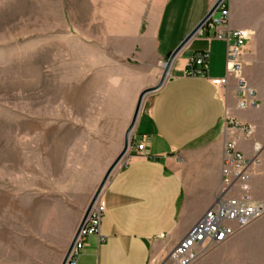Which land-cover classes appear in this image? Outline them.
<instances>
[{
    "label": "crops",
    "instance_id": "obj_1",
    "mask_svg": "<svg viewBox=\"0 0 264 264\" xmlns=\"http://www.w3.org/2000/svg\"><path fill=\"white\" fill-rule=\"evenodd\" d=\"M215 4L216 0H100L101 73L107 84L115 86L101 102H138L143 91L156 87L172 53ZM227 6L229 28L249 36L242 77L255 105L239 107L248 95L240 93L234 77L223 87L211 82L227 76V45L215 39V30L204 29L176 57L164 85L144 98L132 132V149L102 192L105 241L88 238L78 264L165 260L214 205L227 142L235 141L250 158L253 144L263 140L264 0H230ZM204 51L209 53L207 77H188L189 61ZM230 120L252 127L253 137L231 129ZM143 143L146 156L139 157L136 146ZM56 182H23L21 198L27 203L23 209L48 218L60 198L56 188L61 186ZM250 185L252 196L264 201V151ZM77 188L74 179L67 195L76 198ZM73 199L72 240L87 210L84 202ZM229 246L230 264H264V216L230 240Z\"/></svg>",
    "mask_w": 264,
    "mask_h": 264
},
{
    "label": "rangeland",
    "instance_id": "obj_2",
    "mask_svg": "<svg viewBox=\"0 0 264 264\" xmlns=\"http://www.w3.org/2000/svg\"><path fill=\"white\" fill-rule=\"evenodd\" d=\"M100 40V0H0V264H62L68 185L76 179L73 200L87 209L123 149L138 102H101L115 86L101 73ZM38 179L61 186L48 218L23 209L21 186ZM243 230L194 264H230Z\"/></svg>",
    "mask_w": 264,
    "mask_h": 264
},
{
    "label": "built area",
    "instance_id": "obj_3",
    "mask_svg": "<svg viewBox=\"0 0 264 264\" xmlns=\"http://www.w3.org/2000/svg\"><path fill=\"white\" fill-rule=\"evenodd\" d=\"M219 1L216 0V4ZM228 1L230 0L220 1L216 11L200 33L204 29L215 30V39L226 43L227 76L223 79H213L211 82L217 87H223L228 84L229 77H234L238 82L240 93L243 96L248 95L240 102L239 107L247 108L255 105V102L252 101L253 93L249 92L242 77L249 36L246 31L229 28ZM208 59L207 51L194 55L188 63L186 75L188 77H207ZM228 126L242 132L245 138L253 137L254 132L250 126L238 124L233 120L228 122ZM130 149H132V145ZM252 149L253 156L249 158L238 149L235 141L227 142L222 169V185L214 205L205 213L193 230L175 246L165 260L154 261L153 264H194L207 249L224 243L264 216V201H258L252 196L250 185L254 169L261 164V154L264 151V132L263 140L255 142ZM136 151L139 157H145L146 144L137 145ZM105 213L106 206L101 194L90 211L85 225L80 230L66 264H78V259L86 247L88 238L97 236L100 243L105 241L101 234Z\"/></svg>",
    "mask_w": 264,
    "mask_h": 264
},
{
    "label": "water",
    "instance_id": "obj_4",
    "mask_svg": "<svg viewBox=\"0 0 264 264\" xmlns=\"http://www.w3.org/2000/svg\"><path fill=\"white\" fill-rule=\"evenodd\" d=\"M221 1V0H220ZM220 1L211 9V11L207 14V16L204 18V20L187 36V38L180 44V46L172 53V55L170 56V58L168 59V61L166 62L165 66H164V73L162 75L161 81L159 82V84L149 90H145L141 93L139 99H138V103L135 109V113L133 116V120L129 126V128L127 129L126 133H125V137H124V146L122 151L120 152V154L117 156V158L113 161V163L110 165V167L108 168L106 174L104 175L96 193L94 194L85 214L84 217L81 221V224L70 244V247L67 251V254L64 258V261L62 264H66L68 257L70 255V252L76 242L77 236L80 232V230L83 228V226L85 225V222L90 214V211L92 210L94 204L96 203L97 199L99 198V196L102 194L107 182L109 181L111 175L113 174V172L116 170V168L122 163V161L124 160V158L127 156L130 146H131V137H132V132L134 130V127L136 125V122L138 120V116L140 114V110L142 108V104H143V100L144 98L149 94L152 93L154 91H157L158 89H160L164 83L166 82V80L169 77L170 74V69L172 67V64L174 62V60L176 59V57L179 55V53L184 49V47L191 42L193 39H195L200 31L204 28L205 24L209 21V19L211 18V16L214 14V12L217 9L218 4L220 3Z\"/></svg>",
    "mask_w": 264,
    "mask_h": 264
}]
</instances>
